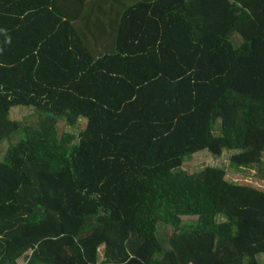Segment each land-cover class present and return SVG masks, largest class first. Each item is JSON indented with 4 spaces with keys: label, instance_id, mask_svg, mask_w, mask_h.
<instances>
[{
    "label": "trees",
    "instance_id": "trees-1",
    "mask_svg": "<svg viewBox=\"0 0 264 264\" xmlns=\"http://www.w3.org/2000/svg\"><path fill=\"white\" fill-rule=\"evenodd\" d=\"M19 133L0 264H264V192L182 169L235 151L264 182V0H0V141Z\"/></svg>",
    "mask_w": 264,
    "mask_h": 264
},
{
    "label": "rangeland",
    "instance_id": "rangeland-1",
    "mask_svg": "<svg viewBox=\"0 0 264 264\" xmlns=\"http://www.w3.org/2000/svg\"><path fill=\"white\" fill-rule=\"evenodd\" d=\"M9 117L11 120L21 121L23 123L35 121L32 109L26 107H15L11 109ZM55 122L59 132V136L62 133H68L77 136L78 131L75 128H70L66 126L63 120L55 119ZM217 122H219V120H217ZM22 136L23 133H19L17 134V137L11 139L9 142L5 140L0 141V161L3 160L8 144L14 143L16 140H19V138H21ZM234 153L235 151L225 150L219 157H214L210 155L207 151H202L187 158L183 163L182 169H185L186 171L191 173L206 166L221 168L224 169L226 173V180L240 185L250 186L264 192V182L257 180L253 176L252 172H248L245 170H236L230 166L229 159L230 156ZM181 219L183 222H190L192 220H195V217H182ZM171 232L172 230L170 227L162 223L158 224L157 237L163 244L166 243ZM18 264H25V262L23 261V259H20L18 261Z\"/></svg>",
    "mask_w": 264,
    "mask_h": 264
}]
</instances>
